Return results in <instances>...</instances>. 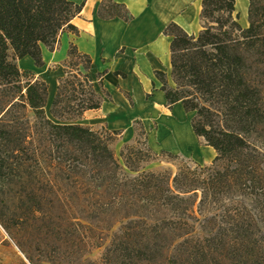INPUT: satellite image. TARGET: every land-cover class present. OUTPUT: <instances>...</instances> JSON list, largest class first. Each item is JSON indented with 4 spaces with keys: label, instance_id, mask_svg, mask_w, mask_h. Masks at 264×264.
Here are the masks:
<instances>
[{
    "label": "trees",
    "instance_id": "trees-1",
    "mask_svg": "<svg viewBox=\"0 0 264 264\" xmlns=\"http://www.w3.org/2000/svg\"><path fill=\"white\" fill-rule=\"evenodd\" d=\"M248 1L246 30L236 0H203L197 37L175 24L163 34L172 39L173 87L163 73L154 76L167 110L180 105L194 115L193 134L215 151L202 167L155 154L140 122L118 157L123 132L78 125L110 97L104 75L93 76L92 59L73 44L50 120L47 85L16 63L29 58L43 68V47L53 54L61 35L79 37L73 21L86 3L0 0V92L8 96L0 114V195L12 190L13 207L26 210L15 230L31 218L57 240L50 248L58 261L35 263L19 247L28 264L75 257L79 264H264V0ZM97 17L134 21L113 0L100 1ZM156 164L168 168L147 171ZM48 207L54 215L45 214ZM0 227L12 236L1 217ZM109 233L100 262H89Z\"/></svg>",
    "mask_w": 264,
    "mask_h": 264
},
{
    "label": "crops",
    "instance_id": "crops-1",
    "mask_svg": "<svg viewBox=\"0 0 264 264\" xmlns=\"http://www.w3.org/2000/svg\"><path fill=\"white\" fill-rule=\"evenodd\" d=\"M69 1L78 6L86 3L81 15L73 21L79 37L61 35L59 50L53 54L43 47L44 67L41 69L36 68L29 58L16 63L21 73H31L36 80L47 85V104H53L58 81L64 77L62 64L73 44L81 54L92 59V75H104L103 90L110 97L104 99L99 111L86 113L78 125L94 132L102 129L123 132L122 141L131 143L135 138V122L143 125L148 138L156 124L159 130L154 142L161 143L163 153L188 157L202 167L210 166L217 155L211 148L202 147L193 134L191 122L194 115H186L180 105L172 111L167 110L162 86L154 76L155 73H163L173 87L172 39L165 37L164 31L175 24L189 36L197 37L202 31L200 16L203 0H113L127 8L134 18L131 24L120 20L100 21L97 13L101 0ZM240 1L245 4L248 0ZM236 14L239 15V25L246 14L247 22L240 26L248 29V11L236 7ZM96 93L103 97L99 87H96ZM177 130L189 134L190 150L173 149L162 144L163 139H172Z\"/></svg>",
    "mask_w": 264,
    "mask_h": 264
},
{
    "label": "rangeland",
    "instance_id": "rangeland-1",
    "mask_svg": "<svg viewBox=\"0 0 264 264\" xmlns=\"http://www.w3.org/2000/svg\"><path fill=\"white\" fill-rule=\"evenodd\" d=\"M7 101L8 96H5L2 92H0V114L4 109V105ZM51 107L52 105L47 104L46 114L50 120H52L50 115ZM157 126L158 125L155 124L151 129L149 133L148 144L155 154L160 155L163 153L161 149L162 145L159 142H154V138L157 136V132L159 130ZM102 130L98 132H101ZM132 143L133 142L124 143L123 141H121L116 147H114L113 151L118 157L123 147L125 145H131ZM199 148L200 146L197 147V150ZM186 158L189 159L188 157ZM167 168L168 167L164 164H156L147 168V171L156 172ZM10 193H12V190H5L4 194L0 195V217L4 220V223H6V226L8 227V229H10L12 234V236L7 235L0 227V264H28L26 257L21 253L19 247H22L28 257L34 259L35 263H39V261L46 262L54 259L55 261H58L57 255L53 254V248H50V244L57 241L50 230L43 229L42 232H40V230H38V227H35V223L31 218L24 222V226H21V224L17 222V230H15V224L13 222L14 219L15 221H17L16 219L18 218H26V210L22 209V207L19 205H17L16 208L13 207V201L15 200H13V196H10L12 195ZM48 210L49 214H53L51 212L52 208L49 207L45 209V214H47ZM14 215L18 217H15ZM59 216L61 218H64V215L62 214H58L57 217ZM51 217L53 218L54 216H48V219H50ZM118 228V226L115 227L113 233L116 232ZM111 238L112 233L107 234L104 238L102 248L91 252L87 257V260L92 263L100 262L107 248L110 246ZM47 251L49 255L45 256L44 254ZM65 264H79V262L75 257L67 260Z\"/></svg>",
    "mask_w": 264,
    "mask_h": 264
},
{
    "label": "bare ground",
    "instance_id": "bare-ground-1",
    "mask_svg": "<svg viewBox=\"0 0 264 264\" xmlns=\"http://www.w3.org/2000/svg\"><path fill=\"white\" fill-rule=\"evenodd\" d=\"M236 7L239 9H244L245 12L248 11V1L244 4L240 0L236 1ZM247 22V16L244 15L243 21L240 22V25H244ZM162 144L167 147L181 149V150H190L191 149V141L189 134L184 130L175 131V136L172 139H163Z\"/></svg>",
    "mask_w": 264,
    "mask_h": 264
}]
</instances>
